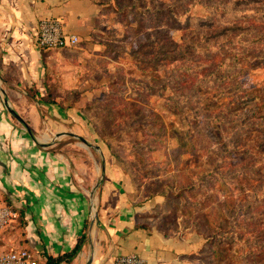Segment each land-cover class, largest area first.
<instances>
[{
  "label": "rangeland",
  "instance_id": "374dc122",
  "mask_svg": "<svg viewBox=\"0 0 264 264\" xmlns=\"http://www.w3.org/2000/svg\"><path fill=\"white\" fill-rule=\"evenodd\" d=\"M95 1L100 10L90 33L89 57L84 60L89 86H95L82 99L85 90H77L78 102L70 105L88 119L97 136L89 135V141L103 144L101 136L108 140L118 158L112 156L123 166L135 192L141 198L152 193L163 197L158 214L165 224L180 226L201 239L202 249L176 264H264V247L259 248L264 244V113H260L264 111V65L240 63L232 70L238 72L234 95L207 102L216 92L200 95L195 90L203 71L195 66L205 60L184 48L187 41L204 39L191 31L208 32L207 25L212 24L196 0ZM111 2L119 7L148 5L155 16H144L142 22L129 16L124 21L114 8L106 7ZM248 22L255 41L237 44L236 58L242 50L250 58L263 56L264 18L250 15ZM238 24L235 20L233 26ZM257 34L261 40H256ZM234 54L224 50V56ZM210 55L215 58L210 65L224 58L220 53ZM138 58L154 62L157 70L141 68ZM131 91L136 95H128ZM236 110L241 112L239 117L234 115ZM69 145L85 147L76 138L62 139L58 147L73 151ZM182 146L191 151L183 153ZM89 152L100 168V156L90 147ZM190 182L195 188L184 190ZM0 205L9 206L1 191ZM216 218L224 221L225 228L234 227L219 232L211 243L206 233L214 228ZM19 223L17 218V229ZM9 232L10 228L0 231V252L13 248L7 239L9 245L1 246L2 236Z\"/></svg>",
  "mask_w": 264,
  "mask_h": 264
},
{
  "label": "crops",
  "instance_id": "0c3cea01",
  "mask_svg": "<svg viewBox=\"0 0 264 264\" xmlns=\"http://www.w3.org/2000/svg\"><path fill=\"white\" fill-rule=\"evenodd\" d=\"M99 10L95 0H0V191L22 212L21 227L17 220L9 225L1 246L7 239L44 264L45 256L70 252L84 236L75 257L60 264H103L128 254L146 264H176L199 251L201 239L165 224L158 214L163 197L141 198L110 151L89 141L97 136L88 119L70 107L78 102L77 90H85L82 99L95 86H89L84 60ZM43 18L61 20L79 42L39 48L35 33ZM47 95L48 101L39 99ZM64 132L91 145L59 148L62 139L74 138ZM97 146L105 176L95 188L101 162L99 168L89 147L100 156Z\"/></svg>",
  "mask_w": 264,
  "mask_h": 264
},
{
  "label": "trees",
  "instance_id": "16d2710c",
  "mask_svg": "<svg viewBox=\"0 0 264 264\" xmlns=\"http://www.w3.org/2000/svg\"><path fill=\"white\" fill-rule=\"evenodd\" d=\"M196 1L197 2L195 3L200 5L203 9H205L208 15L211 16L212 24L207 25L209 29L208 32H198L196 34L194 31H191L190 33L198 36L199 38H204L205 40L201 39L199 40V42L187 41L184 44V48H186V50L189 49L190 53L192 54L199 53V55H201V58H204L205 60V64L203 65L198 64L197 66H195L197 68H203V71L199 73L198 75L199 77H197L195 90H197L200 95H203L206 92L208 93L210 91H215L216 92L215 96L210 97L207 101V102H210L211 100H215L217 97H221L224 95L230 97L234 95L232 93H235L237 91L236 89L232 88V87H237L238 85L236 81V76L238 72L237 71L232 72L233 68L235 69L237 65H239L240 63H247L249 67H256L257 65H264V53L263 52H260V54L263 53L262 54L263 56L256 55L254 58H250L249 53L247 52L245 53V51L242 50L241 51L242 54H239L241 56L236 58L237 56L236 54L238 53L237 44L246 46L251 41H255L254 38H252L251 36L253 33L250 30L248 18L250 15H253L254 17L264 18V4L263 5L260 4L262 0H231V3L227 2L226 0H196ZM105 3H108V2H105ZM111 3L106 4V7H111L112 9L114 8V13L119 14L122 17V20L124 21H128L129 16H131L134 21L138 20L140 22H142V19L144 16H149V17L155 16L153 9L151 8V6H148V5L144 6V8H137V7H119L114 2H111ZM238 17L243 18V20H239ZM235 20H237L240 24H238L237 26H233V23ZM243 22H247V24L246 25L241 24ZM226 24H229V25H226ZM204 25L206 26V23H204ZM214 25L215 27H217V25H219L220 27L227 26V28L225 29L222 28L220 30L215 28V30H212V27ZM257 35L259 38H256V40L257 39L261 40L260 35L259 34ZM231 46H233V48H231ZM225 49H227L228 52L234 51L235 54L232 55L231 57L224 56ZM212 53L213 54L220 53L222 54V56H224V58L219 60V62L214 63V65H210L213 63L212 60L215 59L214 56L212 57V55H210ZM190 58L193 59L192 61L194 62L200 61V60H195L191 56ZM247 58L254 59L253 60L254 62ZM137 61H138V65L143 69L157 70V68H155L157 64H155L154 62L147 61L144 59H139V58L137 59ZM186 68L187 67L185 66V69ZM198 81H200V83H198ZM224 84H227L228 86H223ZM229 90H233V91L231 92ZM28 93L33 97L36 95L35 91L33 92L29 90ZM128 95H136V91L128 92ZM39 99L48 101L47 99H50V98H49V95H47L45 96V98L41 97ZM206 104L207 103H205V105ZM179 111L180 110H178V108H176V110L175 108H173L172 110L173 113H177L181 115L180 114L181 112ZM240 113H241L240 111L238 112L236 110L234 115L236 117H239ZM260 113L262 114L264 113V111ZM95 132L99 136V133L97 131ZM100 139L103 142V145L110 151V154L118 158V156L112 150V147L109 144L108 140H106L103 136H101ZM182 147L183 148L180 150H183L184 151L183 153H186V152L188 153V151H191L190 149L188 150V148H186L185 146H182ZM193 188H195V186L193 185L192 182H190L183 189L188 191V190H192ZM150 195L153 196L156 194L152 193ZM6 201L8 202L10 206L9 201L7 199ZM222 209L225 210V208H222ZM230 210L234 212V208L232 206H230ZM21 213L22 212H18L19 219H20ZM221 217L223 218V216ZM216 219L217 220H215V222L213 223V225L215 224L213 226L214 228L213 229L211 228V231H209V228H208V232L206 233V238L211 243L214 241L215 237L220 236L219 232L223 231L225 233L229 231V228L234 227V226L229 225V226H226L225 228L223 224L224 221L221 220L220 218H216ZM207 221H209L208 217H207ZM21 222L22 221L20 220V224ZM234 229H237V228H234ZM83 237H81L77 241L76 245L70 252H66L56 257H52L49 255L45 256L44 264H60L62 262H70L80 250L81 245L83 243ZM227 239L228 238H224V240H226V242L229 243L228 242L229 240ZM218 242L221 244L223 243L226 244V242L222 240H218ZM263 247H264V244H259V248H263ZM228 249H230V246ZM236 262L239 263V260L237 259Z\"/></svg>",
  "mask_w": 264,
  "mask_h": 264
},
{
  "label": "built area",
  "instance_id": "2783aa9c",
  "mask_svg": "<svg viewBox=\"0 0 264 264\" xmlns=\"http://www.w3.org/2000/svg\"><path fill=\"white\" fill-rule=\"evenodd\" d=\"M79 42L76 35L67 33L59 19L43 18L37 23L35 44L39 48L72 47ZM18 218L15 209L7 205H0V231L7 228ZM0 264H38L37 258L31 250L20 247L10 248L0 252ZM103 264H146L137 254L120 255L111 262Z\"/></svg>",
  "mask_w": 264,
  "mask_h": 264
},
{
  "label": "water",
  "instance_id": "95a60500",
  "mask_svg": "<svg viewBox=\"0 0 264 264\" xmlns=\"http://www.w3.org/2000/svg\"><path fill=\"white\" fill-rule=\"evenodd\" d=\"M9 111L14 115H15V112H13V110L9 109ZM64 135H67V136H71V137H74L76 139H79L83 144L85 145H91L90 142L88 143L87 140L83 137H79L73 133H70V132H64L63 133ZM97 150L99 151V154H100V162H101V174H100V178H99V181L97 182L95 188L100 184V182L102 181V179L104 178L105 176V157L102 153V150L100 148V146H97Z\"/></svg>",
  "mask_w": 264,
  "mask_h": 264
}]
</instances>
